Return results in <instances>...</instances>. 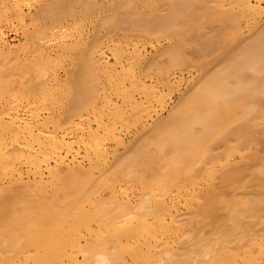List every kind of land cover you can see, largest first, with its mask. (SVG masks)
I'll return each mask as SVG.
<instances>
[{
    "label": "bare ground",
    "instance_id": "bare-ground-1",
    "mask_svg": "<svg viewBox=\"0 0 264 264\" xmlns=\"http://www.w3.org/2000/svg\"><path fill=\"white\" fill-rule=\"evenodd\" d=\"M31 1L0 0V264H264V0Z\"/></svg>",
    "mask_w": 264,
    "mask_h": 264
},
{
    "label": "rangeland",
    "instance_id": "rangeland-1",
    "mask_svg": "<svg viewBox=\"0 0 264 264\" xmlns=\"http://www.w3.org/2000/svg\"><path fill=\"white\" fill-rule=\"evenodd\" d=\"M36 1H37V0H36ZM32 2L34 3V4H32V7H33V9L35 10V8L38 9L39 6H37V5H38L40 2L42 3L43 0H41V1L38 0V3H36L35 1H31V3H32ZM35 3H36V4H35ZM35 6H37V7H35ZM15 29H16V28H15ZM15 29L9 31V33H8V37H9L10 40L12 39V40H11L12 42H15V43H16V42H18L19 40H21L20 38H22V37H21V36H22V35H21L22 32L20 31V30H21L20 28H17V29H16V30H18L19 32H17V31L15 32ZM18 38H19V39H18ZM187 50H188L189 52H188ZM190 50H191V52H190ZM190 50H189V48L186 49V56H187V58H190V56H191L192 60H193V59H194V60H195V59H199V60H197L196 62H194V61L192 62V60H191L192 63H195V64H196L198 61L201 60V59H200L201 57H198V58H197V55H195V53L197 54L198 52H196V51H194V50H192V49H190ZM193 52H195V53H193ZM188 54H190V55H188ZM211 55H212V54L208 55V56L211 57L210 59H212V57H214V56L216 57L217 54H213V56H211ZM199 56H200V54H199ZM215 57L213 58V60H214V61H212L213 63L210 62L212 65H213V64L216 62V60H217V57H216V59H215ZM191 58H190V59H191ZM206 59H208V57H207ZM208 60H209V59H208ZM67 61H68V62H67ZM63 64H64V65H63ZM211 64H209V65H211ZM64 66H65V67H64ZM62 67H64V70H65V71L61 70L60 74H61V76H62L63 78H64V77L66 78V76H67V75H65V74H67L66 72L69 71V70L71 69V67H73V66L71 65V62H69V60H66L64 63H62ZM69 67H70V68H69ZM65 68H66V69H65ZM68 68H69V69H68ZM61 69H62V68H61ZM67 69H68V70H67ZM63 72H64V73H63ZM62 73H63L64 75H63ZM183 88H185V87H183ZM183 88L180 89V90H181V93H182L183 90H184ZM180 90L176 91V93L179 94V95H176L175 93L173 94L174 96L172 95V97H171L172 99L169 100V101H171V104H172V103H175L176 100L178 99V97L180 96V94H181V93H180ZM176 96H177V97H176ZM175 98H177V99H175ZM173 100H175V101H173ZM169 101H168V100L166 101L165 106H166V104H167ZM171 104L168 103L167 106H166L165 108H167V107L170 106ZM162 112H163V113H162L161 115L164 116V115L166 114V110H163ZM164 112H165V113H164ZM257 149H259V148H257ZM259 150H261V149H259ZM259 150H258V153H261L262 151H259Z\"/></svg>",
    "mask_w": 264,
    "mask_h": 264
}]
</instances>
